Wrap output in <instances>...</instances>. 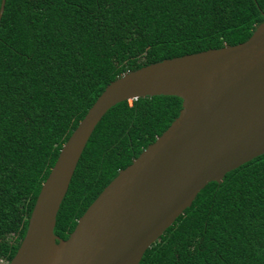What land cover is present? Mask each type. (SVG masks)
I'll return each instance as SVG.
<instances>
[{
    "label": "trees",
    "instance_id": "obj_1",
    "mask_svg": "<svg viewBox=\"0 0 264 264\" xmlns=\"http://www.w3.org/2000/svg\"><path fill=\"white\" fill-rule=\"evenodd\" d=\"M1 5V0H0ZM264 0H6L0 20V264L26 234L60 151L106 86L175 57L246 42ZM182 100L113 106L97 124L56 217L79 218L179 116ZM140 264H264V155L208 184Z\"/></svg>",
    "mask_w": 264,
    "mask_h": 264
},
{
    "label": "water",
    "instance_id": "obj_2",
    "mask_svg": "<svg viewBox=\"0 0 264 264\" xmlns=\"http://www.w3.org/2000/svg\"><path fill=\"white\" fill-rule=\"evenodd\" d=\"M154 96L181 99L179 116L60 239L56 217L97 124L118 103ZM262 155L264 20L244 43L167 59L109 83L62 147L9 264H140L208 184Z\"/></svg>",
    "mask_w": 264,
    "mask_h": 264
},
{
    "label": "rangeland",
    "instance_id": "obj_3",
    "mask_svg": "<svg viewBox=\"0 0 264 264\" xmlns=\"http://www.w3.org/2000/svg\"><path fill=\"white\" fill-rule=\"evenodd\" d=\"M129 102H131V101H129Z\"/></svg>",
    "mask_w": 264,
    "mask_h": 264
}]
</instances>
